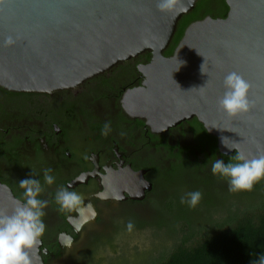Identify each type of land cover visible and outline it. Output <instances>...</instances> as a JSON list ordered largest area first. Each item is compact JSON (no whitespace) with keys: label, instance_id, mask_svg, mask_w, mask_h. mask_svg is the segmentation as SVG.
Returning <instances> with one entry per match:
<instances>
[{"label":"water","instance_id":"water-1","mask_svg":"<svg viewBox=\"0 0 264 264\" xmlns=\"http://www.w3.org/2000/svg\"><path fill=\"white\" fill-rule=\"evenodd\" d=\"M198 2L176 0L173 11L161 12L158 0H0V89L18 94L73 90L149 54V63L138 70L141 86L122 98L129 117L146 121L154 133L196 119L216 140L220 155L236 154L221 147V137L249 158L264 154V0H224L226 18L190 24L165 57L178 23ZM8 36L14 45H4ZM176 55L184 62L179 71ZM231 72L249 83L253 105L236 118L218 105ZM140 182L137 200L151 190L143 178ZM15 200L0 185V212L11 214ZM40 246L31 253L33 264H44Z\"/></svg>","mask_w":264,"mask_h":264},{"label":"flooded vegetation","instance_id":"flooded-vegetation-1","mask_svg":"<svg viewBox=\"0 0 264 264\" xmlns=\"http://www.w3.org/2000/svg\"><path fill=\"white\" fill-rule=\"evenodd\" d=\"M149 61V54L139 56L53 94L0 89V185L15 199L22 198V179L44 186L46 231L39 248L44 264H72L107 247L117 252L124 233L140 230L142 211L157 219L158 206L164 220L168 209L188 206L180 202L186 192L203 185L227 189L226 181L213 176L211 160L228 157L204 138L196 119L154 133L123 110L125 93L143 82L138 66ZM105 123L111 125L107 135ZM45 169L56 177L52 186L43 184ZM141 178L151 190L137 200ZM69 186L83 200L72 213L61 211L54 199L59 188Z\"/></svg>","mask_w":264,"mask_h":264},{"label":"clouds","instance_id":"clouds-1","mask_svg":"<svg viewBox=\"0 0 264 264\" xmlns=\"http://www.w3.org/2000/svg\"><path fill=\"white\" fill-rule=\"evenodd\" d=\"M157 7L161 12L173 11L176 0H158ZM15 42L12 36H8L4 45L12 46ZM175 59L176 71H179L184 62L178 60L177 55ZM203 67L201 71L204 73ZM223 88L224 93L218 105L228 117L244 116L251 111L253 105L248 98L250 85L241 75L228 73L224 77ZM110 131V123H105L102 134L107 135ZM225 140L226 137H221V147L228 152L235 150L236 154L228 162L222 158L212 159L211 172L213 176L226 181L230 193L251 192L255 185L264 182V154L249 158L238 149L229 148ZM55 181L51 169H45L43 184L52 186ZM19 188L22 189V198L14 201L12 213L0 212V264H33L31 253L42 243L46 231L44 216L48 201L42 199L45 189L41 181L28 177L19 181ZM69 189L70 186L59 188L54 197L59 209L66 213L79 211L83 203L81 196ZM201 199L202 192L195 190L181 196L180 202L195 208ZM127 227L131 231L133 225L129 223ZM256 264H264V254L259 256Z\"/></svg>","mask_w":264,"mask_h":264},{"label":"rangeland","instance_id":"rangeland-1","mask_svg":"<svg viewBox=\"0 0 264 264\" xmlns=\"http://www.w3.org/2000/svg\"><path fill=\"white\" fill-rule=\"evenodd\" d=\"M257 190L260 193H255ZM261 190H264V182L255 185L251 192L244 193H230L228 187L224 190L214 187L210 191H202V199L195 208L178 206L174 213H168L164 220L158 206H155L158 220L156 215L152 219L148 213L142 211L141 220H147L153 226L155 219L158 222L164 221V226H146L142 230L126 232L116 241L117 252L114 248L107 247L90 261L80 258L72 264H159V261L165 260L190 234L193 238L185 243L186 247L193 246L203 237L218 232L219 228L232 226L233 224L229 223L230 218L238 217L242 220L247 215L246 218L256 220L259 212L255 207L260 206V201H251L260 198ZM254 193L256 196L253 197ZM243 213L247 214L242 216ZM194 218H198L202 226L195 227L191 224L192 227H187V221L190 222Z\"/></svg>","mask_w":264,"mask_h":264},{"label":"trees","instance_id":"trees-1","mask_svg":"<svg viewBox=\"0 0 264 264\" xmlns=\"http://www.w3.org/2000/svg\"><path fill=\"white\" fill-rule=\"evenodd\" d=\"M227 12L228 8L224 0H199L193 11L184 16L178 23L170 48L165 51L164 56L170 57L172 55L185 29L190 24L206 17L224 19ZM146 59L148 60V56ZM199 128L203 131L204 138L209 139L216 148V140L209 136L202 127ZM234 155L226 158V162ZM199 190L204 192L210 191L212 188L203 185V187L199 186ZM261 191L260 198H254L251 201L254 202L257 199L260 201V206L255 207V210L259 212L256 220L246 218L247 213L242 214V216L246 215L242 220L238 217L230 218L229 223H232V226L226 229L219 228L218 232L203 237L193 246L186 247L185 243L193 238V235L190 234L165 260L159 261V264H256L259 256L264 254V190ZM255 193L260 192L257 190ZM255 193L253 197L256 196ZM174 209H168V212L172 214ZM163 223L164 221H156L153 226L149 222L143 221L139 223L138 229L142 230L146 226L161 228L164 226ZM187 223V227L202 226L198 218H194L190 222L187 221ZM95 254L91 253L85 260L90 261Z\"/></svg>","mask_w":264,"mask_h":264}]
</instances>
